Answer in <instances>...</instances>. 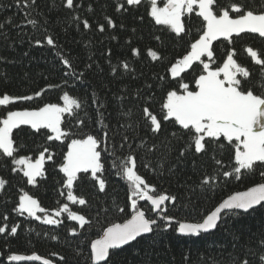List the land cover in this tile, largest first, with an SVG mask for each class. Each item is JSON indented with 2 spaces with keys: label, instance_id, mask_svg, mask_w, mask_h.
I'll return each instance as SVG.
<instances>
[{
  "label": "trees",
  "instance_id": "1",
  "mask_svg": "<svg viewBox=\"0 0 264 264\" xmlns=\"http://www.w3.org/2000/svg\"><path fill=\"white\" fill-rule=\"evenodd\" d=\"M164 2L158 0L160 5ZM233 2L255 11L264 10V0H218V5L223 8ZM64 3L65 0H36L32 7L23 8L17 0H0V96L33 97L0 106V119L7 111L61 103L65 93L81 105L72 114L62 115L61 129L68 135L61 140H48L53 135L48 129L37 132L29 125H21L13 129V157L0 152V178L6 181L0 188V226L6 229L0 234V264H42L8 259L10 255L33 254L49 259L51 264H91V241L106 227L133 213L128 199L131 185L122 173L129 155L135 157L137 174L155 186L153 195L176 197L174 203L166 201L162 205L174 221L164 230V223L158 219L152 233L111 249L107 264H238L244 259L249 264H260L259 257L264 254L260 245L264 239V207L257 206L247 214L235 211L225 216L216 229L198 236L180 235L175 228L180 221L200 222L226 196L264 182L260 176L264 165L257 162L252 172L241 170L240 179H236L234 142L206 137L205 150L197 154L190 146L191 137L174 121H162V130L155 134L145 126L144 107L161 119L167 91L183 92L180 83H187L190 91L196 89L201 62L194 61L175 78L168 69L191 50V44L202 34L203 21L196 15L197 10L185 13V32L177 36L148 14L150 0L136 6L125 4L126 11L116 10L125 0H74L78 7L72 9ZM107 18L112 19L113 26L108 25ZM84 20L90 28L83 27ZM46 37H51L55 46L48 45ZM248 47L264 59V38L258 34L234 35L232 43L223 38L213 41L211 67L221 66L227 52L234 51V59L250 71L247 80L238 77L245 90L251 87L254 94L264 96V87L260 86L264 72L246 52ZM134 48L139 50L138 56L132 55ZM148 49L156 51L161 59L153 61L147 55ZM64 60L71 68L64 65ZM201 60L208 62L207 56ZM123 63L129 65L127 71ZM113 68L117 69L115 73ZM38 92L41 95L37 96ZM89 134L100 142L103 171L97 177L105 181V190H99L90 171L77 173L72 192L86 200L80 205L67 200L66 177L60 167L70 142ZM41 152L45 157L42 175L29 184L13 160L21 156L34 158ZM49 155L52 159H48ZM226 171L233 174L225 177ZM205 178L209 179L207 185L202 184ZM21 192L36 199L47 214L67 204L70 211L83 215L88 223L81 227L68 219L67 213H61L55 217L60 223L50 225L20 213L15 209ZM137 208L149 218L161 215L152 211L146 200L137 199ZM12 226L17 227L15 235L10 234ZM71 229H75V235Z\"/></svg>",
  "mask_w": 264,
  "mask_h": 264
},
{
  "label": "snow or ice",
  "instance_id": "2",
  "mask_svg": "<svg viewBox=\"0 0 264 264\" xmlns=\"http://www.w3.org/2000/svg\"><path fill=\"white\" fill-rule=\"evenodd\" d=\"M142 0H125V3L118 4L117 11L127 10V6L140 5ZM36 0H17L18 6L30 8L35 5ZM64 6L68 9L78 7L74 0H65ZM264 9V5L261 6ZM202 18L203 31L194 43L191 44V51L181 59L177 60L168 69L171 77L180 76L187 68L191 67L194 61L202 63L201 74L195 78L196 90H189L187 83H180L179 88L183 89V94H178L176 90L167 91L166 97L161 104L162 118L150 111L149 107L143 108L145 117V126L152 133H159L162 130V121H174L175 124L184 130V134L191 137L190 146H194L195 153L199 154L205 150V138H211L219 141L221 138L229 144L234 142V160L235 167L233 173L236 179H240L241 170L252 172L257 162L264 165V96L254 94L251 87L245 90L242 77L245 80L250 78V71L241 66L234 59V51H228L222 66L215 69L211 67L214 62V51L212 42L220 38L232 43L233 36L239 37L241 33H254L264 38V10L255 11L246 8L243 4L233 2L230 5L220 8L218 0H165L162 7L158 6L157 0H150L149 15L158 25H165L177 36L185 32V26L182 17L185 13H192ZM235 14V15H233ZM28 23L35 25V20H29ZM109 26H113L111 18H107ZM85 29L90 28L87 20L83 21ZM99 30L104 31L103 25ZM46 42L50 46H55L51 37H46ZM40 44V41H36ZM246 52L252 61L260 66L261 72H264V59H261L258 52L251 47L246 48ZM132 55L138 56L139 50L132 49ZM147 55L153 60H160L161 56L156 51L148 49ZM207 56L208 62L201 60V57ZM64 65L71 68L69 61L64 60ZM125 71L129 65L123 63ZM112 71L115 73L116 68ZM163 79V77H161ZM264 87V83H261ZM37 96L41 93H36ZM31 96L10 97L7 94L0 96V106H6L14 100H31ZM61 100L63 105L45 104L36 110L7 111L5 117L0 119V152L7 157H13L15 148L13 147V129H18L21 125H29L37 132L41 129H48L54 135H49L48 140H61L68 134L61 129V118L64 113L72 114L74 108H80V103L67 93ZM175 136L176 133H173ZM107 136V133H105ZM126 139V138H125ZM100 142L93 135H87L84 139H74L68 145V151L64 157V163L60 171L66 177L64 186L68 189L67 200L72 203L84 205L86 200L77 198L73 195L72 188L74 181L77 180V173L91 171L92 178L96 179L99 190H105V181L97 177V173L103 171L101 163V152L98 150ZM223 147V145H220ZM47 152V149H44ZM44 152L40 153L39 158L32 162L27 157L14 159L13 163L23 166V175L27 177L29 184L35 183V178L42 175L44 162ZM183 155V152L181 153ZM48 159H52L49 155ZM220 164V160H216ZM136 160L133 155L127 157L126 164L122 167L123 176L131 185V194L129 201L133 214L124 223H116L105 228L103 234L98 239H94L90 244L91 264H107L110 258V249H119L136 241L138 237L152 233L158 219L164 223V230L173 223L174 217L167 214V209L162 207L166 201L174 203L175 196L168 194L153 195L156 188L145 181L135 171ZM13 171H16L14 168ZM233 173L224 172L228 177ZM264 178V171L260 172ZM6 181L0 179V188H3ZM209 179L205 178L202 184L207 185ZM137 199L150 202L152 211L158 212L157 218H149L144 211L137 208ZM256 206L264 207V183H259L248 188L244 192H237L223 200L214 210L204 215L200 222L188 223L177 222L178 227L175 231L185 236H198L201 233L210 232L216 229L224 220L225 216L236 214L235 210L247 214ZM20 213H27L29 217L40 220L38 212L46 213L43 216L45 224H59L60 221L53 217H58L61 213H67L68 219L77 221L81 227L88 223L83 215H79L69 210L67 204H64L58 211L52 215L47 214V210L42 208L38 201L27 193L19 197V205L15 209ZM124 211V209H120ZM3 219H7L5 216ZM5 227L0 226V234H4ZM75 235V229L70 230ZM17 227L12 226L10 234L15 235ZM261 247H264V239L260 241ZM9 260H30L40 261L39 255L31 256L10 255ZM60 259H63L61 257ZM260 264H264V254L259 257ZM42 264H51L49 259H43ZM238 264H249L247 259L238 261Z\"/></svg>",
  "mask_w": 264,
  "mask_h": 264
},
{
  "label": "rangeland",
  "instance_id": "3",
  "mask_svg": "<svg viewBox=\"0 0 264 264\" xmlns=\"http://www.w3.org/2000/svg\"><path fill=\"white\" fill-rule=\"evenodd\" d=\"M157 2H158V0H157ZM158 6H160V7H162L163 5H160L159 3H158ZM149 10H150V7H149ZM197 11H198V9H197ZM191 51V50H190ZM189 51V52H190ZM188 54V53H187ZM186 54V55H187ZM222 66V65H221ZM196 90V89H195ZM178 94H183V92H178ZM70 96V95H69ZM10 97H12V96H10ZM70 97H72V96H70ZM73 98V97H72ZM53 104H58V105H63V101H61V103H53ZM43 107V106H42ZM38 109V108H37ZM23 110H28V109H23ZM23 110H14V111H23ZM30 110H36V109H30ZM54 135V134H53ZM84 138H86V137H84ZM84 138H81V139H84ZM71 143V142H70ZM68 151V150H67ZM67 153V152H66ZM39 156H40V154H38L36 157H34V158H29V157H27V158H29V159H31L32 160V162H35V160L37 159V158H39ZM21 157H25V156H21ZM20 157H18L17 159H19ZM18 166V168L23 172V166L22 165H17ZM91 172V171H90ZM1 179V178H0ZM25 192H21L20 193V195H19V197L21 196V195H23ZM18 205H19V203H18ZM54 212V211H53ZM52 212V213H53ZM37 215L38 216H40L41 217V219L40 220H43V216L44 215H40L39 213H37ZM48 215H52V214H48ZM54 219H55V217H53Z\"/></svg>",
  "mask_w": 264,
  "mask_h": 264
},
{
  "label": "water",
  "instance_id": "4",
  "mask_svg": "<svg viewBox=\"0 0 264 264\" xmlns=\"http://www.w3.org/2000/svg\"><path fill=\"white\" fill-rule=\"evenodd\" d=\"M262 183H264V182H262ZM259 184V183H258ZM255 185H257V184H255ZM255 185H253V186H255ZM253 186H251V187H253ZM250 188V187H249ZM248 189V188H247ZM247 189H244V190H240V191H236V192H233V193H231L230 195H228V196H226L225 198H223L215 207H217L221 202H223V200H225V199H227L229 196H231V195H234L235 193H237V192H244V191H246ZM150 203V202H149ZM214 207V208H215ZM257 207V206H256ZM214 208L212 209V210H214ZM138 210H140V211H143L142 209H138ZM211 210V211H212ZM235 211H240V210H235ZM133 214V213H132ZM131 214V215H132ZM131 215L127 218V219H129L130 217H131ZM127 219H125L124 221H122V222H117V223H120V224H122V223H124ZM180 222H188V223H196V222H189V221H180ZM114 224H116V223H114ZM109 226H111V225H109ZM108 226V227H109ZM176 227H178V224H177V226ZM107 228V227H106ZM212 231V230H211ZM103 234V232L100 234V236ZM179 234V233H178ZM145 235H147V234H145ZM181 235V234H180ZM100 236H98L97 238H95V239H98V238H100ZM183 236H185V235H183ZM190 236V235H189ZM125 246V245H124ZM123 247V246H122ZM111 250V249H110ZM109 250V251H110ZM90 251H91V249H90ZM19 256H23V255H19ZM23 257H26V256H23ZM10 261H12V260H10ZM19 261H22V260H19ZM42 261H43V258H41V260L39 261V262H41L42 263ZM16 262V261H15Z\"/></svg>",
  "mask_w": 264,
  "mask_h": 264
}]
</instances>
